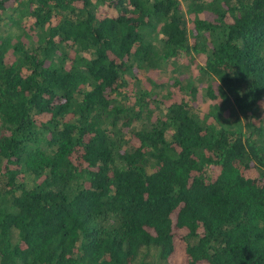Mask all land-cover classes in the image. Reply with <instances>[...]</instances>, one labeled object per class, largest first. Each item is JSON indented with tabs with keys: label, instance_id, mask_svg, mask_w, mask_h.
I'll list each match as a JSON object with an SVG mask.
<instances>
[{
	"label": "trees",
	"instance_id": "16d2710c",
	"mask_svg": "<svg viewBox=\"0 0 264 264\" xmlns=\"http://www.w3.org/2000/svg\"><path fill=\"white\" fill-rule=\"evenodd\" d=\"M5 14L0 264H264V0Z\"/></svg>",
	"mask_w": 264,
	"mask_h": 264
},
{
	"label": "rangeland",
	"instance_id": "374dc122",
	"mask_svg": "<svg viewBox=\"0 0 264 264\" xmlns=\"http://www.w3.org/2000/svg\"><path fill=\"white\" fill-rule=\"evenodd\" d=\"M15 19L16 17L14 16L7 19V14H5V16L0 21V35H3V34L10 35L15 39H17L18 35L21 37L20 32H21L24 20L18 23L17 21H15ZM28 35L32 37V35L34 36V33L29 32ZM184 76L186 77V73L184 74ZM176 261H177L176 264H179L178 263L179 259L176 258Z\"/></svg>",
	"mask_w": 264,
	"mask_h": 264
}]
</instances>
